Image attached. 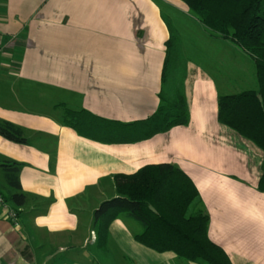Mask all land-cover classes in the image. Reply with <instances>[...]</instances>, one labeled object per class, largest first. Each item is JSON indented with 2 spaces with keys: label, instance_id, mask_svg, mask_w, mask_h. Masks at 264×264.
<instances>
[{
  "label": "crops",
  "instance_id": "crops-1",
  "mask_svg": "<svg viewBox=\"0 0 264 264\" xmlns=\"http://www.w3.org/2000/svg\"><path fill=\"white\" fill-rule=\"evenodd\" d=\"M247 90H258L253 60L182 0H0V121L26 139L0 135V193L19 210L14 226L0 205V264H198L135 240L142 227L126 213L106 231L107 217L94 221L118 196L117 176L158 163L192 180L208 236L232 264H264V154L217 119L219 95ZM179 93L188 123L143 138L144 120ZM67 109L112 121L116 133L99 123L86 136ZM16 193L24 204L6 199Z\"/></svg>",
  "mask_w": 264,
  "mask_h": 264
},
{
  "label": "trees",
  "instance_id": "trees-1",
  "mask_svg": "<svg viewBox=\"0 0 264 264\" xmlns=\"http://www.w3.org/2000/svg\"><path fill=\"white\" fill-rule=\"evenodd\" d=\"M182 1L215 36L230 40L253 60L258 90L219 95L217 119L264 154V0ZM174 45L171 37L166 42L163 77L169 71ZM188 119L185 98L179 93L171 101H162L144 120L143 138L185 125ZM65 121L76 131L93 138L97 137L99 123L107 125L106 134L116 133V123L97 119L83 110L67 109ZM0 135L13 142H26L21 130L7 121H0ZM2 166L8 184L19 188L16 168L11 164ZM115 186L118 196L102 202L94 212L96 223L107 217L102 230L106 231L107 223L123 212L142 227L134 234L135 240L154 250H171L179 258L198 264H232L226 252L209 238V217L200 207L198 190L179 167L171 163L145 165L135 173L117 176ZM258 189L264 191V168ZM6 199L17 206L25 202L23 193Z\"/></svg>",
  "mask_w": 264,
  "mask_h": 264
},
{
  "label": "built area",
  "instance_id": "built-area-1",
  "mask_svg": "<svg viewBox=\"0 0 264 264\" xmlns=\"http://www.w3.org/2000/svg\"><path fill=\"white\" fill-rule=\"evenodd\" d=\"M0 205H2L6 211H5V216L6 218L14 225L18 226L19 225V210L17 208H13L7 205L6 200L0 193Z\"/></svg>",
  "mask_w": 264,
  "mask_h": 264
}]
</instances>
